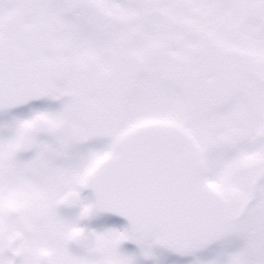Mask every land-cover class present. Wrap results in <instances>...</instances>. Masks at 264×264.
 Masks as SVG:
<instances>
[{"label": "snow or ice", "instance_id": "snow-or-ice-1", "mask_svg": "<svg viewBox=\"0 0 264 264\" xmlns=\"http://www.w3.org/2000/svg\"><path fill=\"white\" fill-rule=\"evenodd\" d=\"M0 264H264V0H0Z\"/></svg>", "mask_w": 264, "mask_h": 264}]
</instances>
